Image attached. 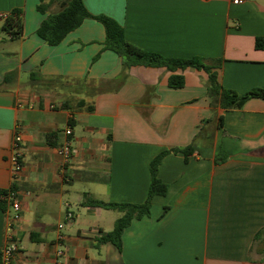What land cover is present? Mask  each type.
Here are the masks:
<instances>
[{"label":"crops","instance_id":"1","mask_svg":"<svg viewBox=\"0 0 264 264\" xmlns=\"http://www.w3.org/2000/svg\"><path fill=\"white\" fill-rule=\"evenodd\" d=\"M82 2L144 51L219 61L225 89L244 94L264 86V49L255 47L264 39V0ZM39 3L0 0V249L11 234L14 264H53L60 234L63 264H264V100L212 106L208 76L193 68L132 66L122 76V61L105 48L104 26L94 19L50 46L36 31L59 4L44 15ZM16 8L22 33L11 38L1 27ZM172 75L183 77L182 87L169 86ZM68 125L74 153L64 164L57 148ZM16 135L22 169L13 179ZM192 143L187 157L162 158L157 177L167 193L124 229L121 250L99 244L122 214L85 202L142 204L151 161ZM85 172L97 179L84 180ZM11 188L20 204L16 220L1 194Z\"/></svg>","mask_w":264,"mask_h":264},{"label":"trees","instance_id":"2","mask_svg":"<svg viewBox=\"0 0 264 264\" xmlns=\"http://www.w3.org/2000/svg\"><path fill=\"white\" fill-rule=\"evenodd\" d=\"M40 0L37 5V11L41 14H46L49 6L53 3L59 4V10L56 13L46 15L41 22L36 34L48 45H58L65 36L71 31L78 28L85 19H94L100 22L105 29V48L116 53L122 61V72L130 69L132 66H150V67H165L171 71L176 69L193 68L203 70L207 74L206 89L207 95L211 99L212 106L218 104L225 110L241 108L244 103L250 99L264 100V86L249 90L244 94H239L233 90L225 89L219 82L217 70L220 67V62L208 65L204 63L202 58H165L160 54L154 52L144 51L141 48L129 43L124 35L123 28L113 19L104 16L91 15L82 0ZM22 10L20 8L13 9L4 18L1 31L11 36V38H19L22 33ZM255 47L257 49H264V39L256 38ZM40 79L34 73L31 77ZM60 78H54L49 81L57 83ZM183 77L172 75L169 78V86L172 88H179L183 86ZM82 105V104H80ZM91 109V108H88ZM194 144L192 143L186 148L172 149L161 152L150 163V185L148 196L142 204L130 203H105L98 200H88L85 203L89 206L102 208L105 210H114L120 212L122 215L114 224L111 232L106 233L98 239L99 244L111 242L118 250L122 246V232L128 227L134 219H141L150 215V207L152 198L154 196H165L167 193V186L162 183L158 177V166L164 156L169 153H183L186 157L192 153ZM82 178L86 181H94L97 177L93 174L82 173ZM12 191L13 188H11ZM7 191H2L1 194H6ZM5 203L0 202V209L5 210ZM167 208H164L166 210ZM261 236L258 234L257 238ZM1 258V252H0Z\"/></svg>","mask_w":264,"mask_h":264},{"label":"built area","instance_id":"3","mask_svg":"<svg viewBox=\"0 0 264 264\" xmlns=\"http://www.w3.org/2000/svg\"><path fill=\"white\" fill-rule=\"evenodd\" d=\"M202 1H208V0H202ZM240 0H233V3L238 4ZM65 134V141L63 144L57 148L58 154L62 157L63 163L68 164L70 160L72 159L74 150L71 145V137H72V127L71 125H68L66 129L64 130ZM21 136L16 135L13 141V147H14V154L11 158L12 163V178L15 179L22 169V162H21V152H20V143H21ZM2 200L8 202L11 206V208L14 210L13 219H17L19 217L18 211L20 210V204L17 201V193L15 191H12L9 189L6 194H2ZM71 214L68 213L66 218L71 219ZM62 225H58L59 229H62ZM10 231V229H8ZM62 241L63 236L58 235L57 236V244L59 245V248L56 250L55 253V260L53 264H63L61 259L64 256V251L62 248ZM18 251V244L13 239L11 234H8L6 241L2 248L0 249L1 252V258H0V264H14V257L15 254Z\"/></svg>","mask_w":264,"mask_h":264}]
</instances>
